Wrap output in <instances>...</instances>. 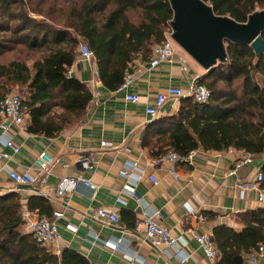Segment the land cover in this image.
<instances>
[{
	"label": "trees",
	"instance_id": "1",
	"mask_svg": "<svg viewBox=\"0 0 264 264\" xmlns=\"http://www.w3.org/2000/svg\"><path fill=\"white\" fill-rule=\"evenodd\" d=\"M201 1L214 15L240 24L264 8V0ZM172 19L169 0H0V101L20 92L26 132L52 137L79 123L92 101L87 88L69 77L81 45L92 54L103 88L114 92L125 74H132L134 61L149 62ZM260 36L264 41V31ZM225 49L226 62L195 80L210 92L208 102L181 99L171 122L158 126L169 133L164 135L167 149L156 158L170 150L181 155L235 150L254 159L264 155V54L257 58L249 46L228 42ZM55 109L61 113L50 117ZM259 172L264 193V162ZM25 210L52 215L39 192L27 199ZM23 211L17 191L0 196V264H89L73 250L57 255L37 244L22 231ZM236 223L239 231L225 225L212 229L214 264H245L246 257L264 249V207L237 213Z\"/></svg>",
	"mask_w": 264,
	"mask_h": 264
},
{
	"label": "crops",
	"instance_id": "2",
	"mask_svg": "<svg viewBox=\"0 0 264 264\" xmlns=\"http://www.w3.org/2000/svg\"><path fill=\"white\" fill-rule=\"evenodd\" d=\"M132 74L127 88L107 91L97 79L92 61L79 55L69 77L82 83L91 95L98 94V105L90 103L79 123L62 128L52 137L27 133L26 115L22 126L8 128L18 150L16 153L3 147L0 130V153L8 156V159L0 158V196L17 191L24 211L27 199L37 192L47 198L52 213L62 214L56 221L58 241L49 247L57 255L64 249L73 250L84 256L89 264H212L191 235H211L212 229L219 225L239 231L237 213L264 207L258 202L254 180L264 155L232 175L229 173L234 169L240 151L197 150L191 167L174 166L178 180L169 174L171 164L149 167V160L156 159L167 149L168 141L164 135L169 132L158 126L171 122L179 111L180 100H168L155 119L148 117L145 109L154 104L158 93L169 87L185 91L205 72L190 63L185 72L178 63H161L149 69L146 62L136 60ZM125 95L137 96L139 102H126ZM60 113L55 109L49 116ZM102 142H107L109 147H102ZM42 152L52 159L49 175L42 184L17 190V185L3 168L37 176L35 161ZM83 155L90 156L91 170L80 169L77 159ZM127 164H134L143 172L126 170ZM122 170L128 173L127 178L119 175ZM149 175L157 180V184L148 180ZM78 176L96 186L94 195L82 185L63 196L57 195L63 177ZM125 186L133 190V196ZM99 208L116 214L119 223L97 220L95 212ZM29 215L38 216L36 213ZM132 216L134 222L130 220ZM146 216H153L177 238L175 248H153L146 242ZM22 231L25 232L24 224ZM183 254L187 260L181 263ZM248 257L245 264H249ZM255 264H264V255H257Z\"/></svg>",
	"mask_w": 264,
	"mask_h": 264
},
{
	"label": "built area",
	"instance_id": "3",
	"mask_svg": "<svg viewBox=\"0 0 264 264\" xmlns=\"http://www.w3.org/2000/svg\"><path fill=\"white\" fill-rule=\"evenodd\" d=\"M171 30V28H170ZM171 31L165 34V40L161 44L154 45L151 49V58L147 63L149 69H153L160 65L161 63H178L181 69L185 72L187 70V63L184 57L174 50L172 40L170 38ZM80 55L85 59L90 61L92 54L84 46H80ZM133 79V74H125L124 83L118 89L119 91L124 90L128 87ZM192 98L193 101L197 104H205L210 98V92L203 86H198L195 84V81L190 84L187 90H182L180 88L169 87L164 92L158 93L155 97V102L152 106H149L145 109V114L151 119L157 117L158 110L170 99L181 100L184 98ZM124 100L130 103H138L139 98L134 95H125ZM99 95L93 94L91 103L93 105H98ZM26 114L22 109V98L18 95H8L0 101V130L2 132L3 147H7L12 150L13 153H16L18 150L16 146L13 145L11 136L8 134V128L11 125L22 126L25 122ZM102 147H109L107 142L101 143ZM197 155V151H190L185 155H181L174 151H168L159 158L151 159L148 162V166L151 168L160 167L163 164H171L173 167L170 168L169 174L174 180H178V175L174 169V166H187L191 167L193 165L194 159ZM0 158L8 159L7 155L0 153ZM77 163L82 171L91 170L93 168V163L88 155L80 156L77 159ZM254 163V158L249 156L246 153H241L238 159L234 162V169L229 173V175L235 174L236 170L244 167L250 166ZM36 170L37 176H31L28 173L19 174L14 171H10L7 168H3L6 171L8 177L15 185L20 186H31L35 187L38 184H42L44 180L49 175L50 166L52 165V159L45 153L42 152L38 155L36 161ZM139 170L141 173L142 170L138 169L134 164H127L126 170ZM119 175L127 178L128 173L124 170L119 172ZM148 180L153 184H157V180L152 176H148ZM255 184L258 189V202L264 204V193L259 190V183L262 180V174L258 171L255 175ZM77 185H82L84 188H87L92 195L96 192V186L90 181L85 180L81 176L78 177H63L57 187V195L63 196L67 193L72 192ZM254 187V186H253ZM125 189L128 190V193L133 196V190L125 186ZM23 224L24 231L30 234L37 244H40L45 247L53 246L57 243L59 234L57 231L56 221L62 218V214L58 212H53L51 218L45 216H30L28 212L23 211ZM95 218L104 222H109L112 224H118L119 218L116 214L111 213L108 210L99 208L95 212ZM198 219H201L200 216ZM144 238L148 244L153 248H163V249H172L177 246V238L174 237L171 232L157 223L153 216H146L144 218ZM192 239L195 241L199 250L203 252L208 261L212 264L215 263L217 258V252L211 242V237L208 234H198L192 233ZM117 244L113 246L116 248ZM165 250L163 252H165ZM263 247H260L259 250L248 257L249 264H255V258L257 255H264ZM187 260V256L184 254L181 256V263H184Z\"/></svg>",
	"mask_w": 264,
	"mask_h": 264
},
{
	"label": "water",
	"instance_id": "4",
	"mask_svg": "<svg viewBox=\"0 0 264 264\" xmlns=\"http://www.w3.org/2000/svg\"><path fill=\"white\" fill-rule=\"evenodd\" d=\"M173 11L171 40L204 72L226 62L225 42L252 48L257 58L264 54V10L248 16L245 23L214 15L201 0H169ZM17 185V190L31 189Z\"/></svg>",
	"mask_w": 264,
	"mask_h": 264
},
{
	"label": "rangeland",
	"instance_id": "5",
	"mask_svg": "<svg viewBox=\"0 0 264 264\" xmlns=\"http://www.w3.org/2000/svg\"><path fill=\"white\" fill-rule=\"evenodd\" d=\"M264 10V8H263ZM259 11H262V10H257L256 12H259ZM131 18L132 20L136 21L137 20V17L135 15H131ZM170 29V28H169ZM171 31V30H170ZM169 33V32H168ZM172 44H173V47H174V50L176 51V53L182 55L184 57V59L186 60V63H190V64H195L173 41H172ZM258 82L261 84L263 82V80H260V79H257ZM8 95H18L19 97H23L22 94L18 91L16 92H13L11 94H8ZM264 157V156H263Z\"/></svg>",
	"mask_w": 264,
	"mask_h": 264
}]
</instances>
